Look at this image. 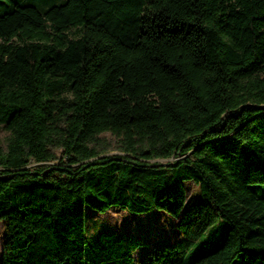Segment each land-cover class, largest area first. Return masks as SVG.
<instances>
[{
  "label": "trees",
  "instance_id": "obj_1",
  "mask_svg": "<svg viewBox=\"0 0 264 264\" xmlns=\"http://www.w3.org/2000/svg\"><path fill=\"white\" fill-rule=\"evenodd\" d=\"M3 1V264H264V0ZM87 207L186 238L140 262Z\"/></svg>",
  "mask_w": 264,
  "mask_h": 264
},
{
  "label": "rangeland",
  "instance_id": "obj_2",
  "mask_svg": "<svg viewBox=\"0 0 264 264\" xmlns=\"http://www.w3.org/2000/svg\"><path fill=\"white\" fill-rule=\"evenodd\" d=\"M66 0H38L41 9H47L52 5L62 4ZM8 2L3 1L0 7L7 5ZM7 133L0 128V144L4 143ZM119 153L112 150L107 154ZM51 163H38L32 160L29 167L35 168ZM185 185L188 191V200L185 209L189 208L196 202H207L201 194L199 186L195 181H186ZM87 233L90 241H94L102 232L122 231L132 234L147 242V245L140 247L134 256L136 260L144 262L147 256L157 247H172L183 241L186 237L180 229L183 214L177 218L172 214L154 209L147 213L134 214L128 210L119 207H112L107 212L102 213L91 207H87ZM6 219L0 220V264H3L4 244L7 238Z\"/></svg>",
  "mask_w": 264,
  "mask_h": 264
}]
</instances>
